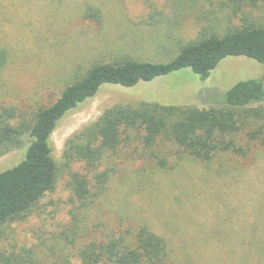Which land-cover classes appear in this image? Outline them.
Returning a JSON list of instances; mask_svg holds the SVG:
<instances>
[{
  "label": "rangeland",
  "instance_id": "rangeland-1",
  "mask_svg": "<svg viewBox=\"0 0 264 264\" xmlns=\"http://www.w3.org/2000/svg\"><path fill=\"white\" fill-rule=\"evenodd\" d=\"M171 1L0 0V47L9 55L0 70V107L37 111L93 65L126 56L165 63L177 55L179 42L196 40L209 19L220 32L239 24L240 16L219 0L193 8ZM257 4L243 12L264 23V0ZM89 8L100 11V22L85 17ZM261 77L264 66L239 57L225 59L205 82L183 70L124 91L105 89L57 127L51 138L60 168L56 187L27 221L2 227L0 248L26 264L77 263L85 246L121 236L130 242L146 227L165 239L169 264H264V148L246 158L217 155L207 163L179 158L164 144L159 152L169 156L167 167L119 159L105 192L86 208L68 187L70 173L93 185L96 172L84 164L69 172L63 162L66 142L117 105L209 109L236 83ZM25 153L23 148L0 157V173L21 163Z\"/></svg>",
  "mask_w": 264,
  "mask_h": 264
},
{
  "label": "trees",
  "instance_id": "trees-1",
  "mask_svg": "<svg viewBox=\"0 0 264 264\" xmlns=\"http://www.w3.org/2000/svg\"><path fill=\"white\" fill-rule=\"evenodd\" d=\"M215 1L171 2L178 7L188 4L193 8L197 2L213 4ZM219 1L220 7L228 6L235 18L240 16L239 24L220 32L209 19L210 23L202 25L196 40L178 43V53L171 61L152 63L126 56L99 63L77 73L76 80L48 107L34 112L0 107V157L26 148L21 163L0 173V231L6 225L27 221L35 207L54 191L60 168L53 155L51 138L67 116L80 111L105 89L124 91L122 88H134L183 70H190L205 82L228 58L244 57L264 66V23L254 22L243 12L247 8H260L257 4L260 0ZM100 16V11L92 8L85 14L86 18L98 22ZM8 60V52L0 47V70ZM107 85L114 87L103 88ZM262 104L263 77L236 83L223 94L220 104L209 109L190 105H117L66 142L64 168L70 172L74 165L84 164L86 169L96 172L93 185L81 174L70 173L68 187L81 208H86L105 192L116 168L114 161H156L167 167L169 156L161 157L159 152L164 144L175 148L179 158L207 163L222 154L246 158L253 149L264 148ZM107 165L109 169L98 172ZM121 237L110 238L109 242L95 241L79 252L77 263L63 260L58 264H169L165 239L148 228L141 227L130 242ZM0 264L26 262L0 248Z\"/></svg>",
  "mask_w": 264,
  "mask_h": 264
}]
</instances>
